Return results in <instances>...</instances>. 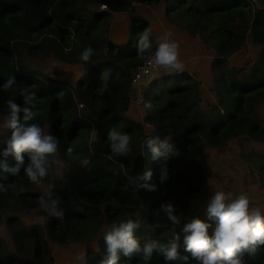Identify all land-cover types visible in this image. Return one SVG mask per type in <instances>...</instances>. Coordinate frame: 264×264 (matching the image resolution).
<instances>
[{
  "label": "trees",
  "instance_id": "16d2710c",
  "mask_svg": "<svg viewBox=\"0 0 264 264\" xmlns=\"http://www.w3.org/2000/svg\"><path fill=\"white\" fill-rule=\"evenodd\" d=\"M163 5L167 22L213 51L208 64L216 102L204 104L202 80L183 65L142 85L143 118L129 113L134 98L131 83L135 69L151 54L137 53V42L147 32L156 37L139 5ZM106 5V10L99 7ZM128 13L129 35L110 34L115 13ZM250 42L257 46L249 65L232 63V57ZM187 44V43H186ZM91 46L88 61L80 54ZM53 56L61 63L80 64L84 72L75 80L56 70H40L32 60ZM197 73V74H196ZM17 83L0 89V113L8 118V100L24 105L20 92L35 93V117L44 134L58 139L57 153L66 171L62 184L50 178L55 164L39 184L31 183L23 167L15 176L0 172V222L12 236L14 247L0 237V264H54L51 242L85 245V264H101L103 236L113 223L131 217L140 224L135 235L141 240L166 243L179 233L183 223L207 219L212 189L203 151L223 148L232 140L264 143V2L262 0H0V85L9 77ZM207 101V100H206ZM146 102L152 107L146 109ZM127 132L131 151L119 156L110 149L108 132ZM171 134L174 150L165 161L168 179L161 183V161H153L146 141ZM11 135L7 127L0 137ZM70 150V151H69ZM25 163H27V154ZM261 158L263 155H259ZM87 158V166L80 164ZM10 166L16 161L8 158ZM264 166V163H263ZM153 171L149 183L140 185L145 171ZM46 185L45 190L41 186ZM59 198L62 217H53L39 207L38 197ZM176 207L181 224L173 225L160 211L162 203ZM35 213L41 221L26 225L20 213ZM182 251V246L181 249ZM120 264H144L142 259L121 255ZM149 264L165 262L156 253ZM189 264H197L190 259ZM243 264H264V245Z\"/></svg>",
  "mask_w": 264,
  "mask_h": 264
},
{
  "label": "clouds",
  "instance_id": "9594fccd",
  "mask_svg": "<svg viewBox=\"0 0 264 264\" xmlns=\"http://www.w3.org/2000/svg\"><path fill=\"white\" fill-rule=\"evenodd\" d=\"M169 36L168 32L162 34L152 52L153 41L147 32L143 33L137 42V53L141 56L146 52L150 53L148 61L150 64L182 71L183 63L179 59L178 43L169 39ZM93 51L94 49L89 46L84 49L79 58L88 61ZM16 83V77H9L3 85H0V89L6 91ZM20 94L24 105L32 106H21L13 100L7 101L6 126L11 130V135L3 141L4 146L0 148V172L15 176L23 167L29 181L39 184L42 178L48 175L53 165L58 163L54 159L58 139L51 134H44L39 124L26 123L35 117L33 100L36 94L23 88ZM144 107L150 109L152 104L146 102ZM108 140L111 142V151L119 156H127L131 151L127 132L112 128L108 132ZM146 146L151 159L161 161L159 179L163 183L169 176L165 161L175 148L173 137L171 134L163 139L153 136L147 139ZM24 154H27V163H25ZM9 157L16 161L14 166H10ZM89 162L87 158H84L80 164L87 166ZM152 177L151 169L145 171L141 177L145 183L140 187L155 191L156 184L149 183ZM4 190H6L4 185L0 184V191ZM38 200L39 207L50 216L64 215V211L59 207V198H53L52 195L46 198L41 195ZM250 205L251 198L246 192L233 197L231 193L218 190L208 200L207 219L194 218L183 223L180 232L173 233L166 243L156 239L141 241L135 235L140 224L131 217L113 223L103 236L106 255L101 260V264H120L121 255L128 259L137 257L142 259L144 264H149L154 253L161 255L165 262L181 261L182 264H189L192 259L197 264H243L245 254L250 256L255 253L259 245H264V209ZM160 211L167 216L171 224H181L176 207L171 202L162 203ZM82 258L83 254L78 257V259Z\"/></svg>",
  "mask_w": 264,
  "mask_h": 264
},
{
  "label": "rangeland",
  "instance_id": "374dc122",
  "mask_svg": "<svg viewBox=\"0 0 264 264\" xmlns=\"http://www.w3.org/2000/svg\"><path fill=\"white\" fill-rule=\"evenodd\" d=\"M139 10L143 16L151 23L155 37L158 38L165 32L170 33L169 39L178 43L179 59L187 69L194 70L202 80V90L205 97L204 104L216 102L215 93L210 90L212 85V75L208 64L213 59V51L204 44L188 36L185 31L172 27L166 20L163 5H139ZM131 24L128 13H115L110 22V34L116 39L125 38L129 35ZM187 43V44H186ZM257 46L248 42L247 45L234 57L232 63L237 65H249L256 57ZM32 63L40 70H56L65 79L75 80L83 74L84 68L80 64H65L49 56L45 60L33 59ZM196 73V74H197ZM159 76V75H157ZM76 81V80H75ZM143 84V83H142ZM142 84L140 86H142ZM146 85V86H145ZM144 88L148 87L147 83ZM204 85V86H203ZM140 88V87H139ZM139 88H135L136 92ZM207 100V101H206ZM140 104L134 105L132 116L139 117L142 111ZM260 113L264 115V105L260 106ZM7 117L0 113V137L6 133ZM264 143L247 139L240 141L232 140L226 147H208L203 151V159L207 164L209 183L216 192L222 190L231 193L233 197L240 193H247L251 198L250 206H259L264 209ZM58 161L50 176L52 181L62 184L63 175L66 171L65 164L61 157H56ZM61 174V175H60ZM45 190L48 186H41ZM21 219L26 225H31L41 221L35 213L22 212ZM0 237L9 246L14 247L11 233L8 227L0 222ZM51 247L56 258L54 264H85V245L81 243L59 244L51 242ZM83 254L82 259L78 257Z\"/></svg>",
  "mask_w": 264,
  "mask_h": 264
},
{
  "label": "built area",
  "instance_id": "2783aa9c",
  "mask_svg": "<svg viewBox=\"0 0 264 264\" xmlns=\"http://www.w3.org/2000/svg\"><path fill=\"white\" fill-rule=\"evenodd\" d=\"M101 10H106L107 6L106 5H101L99 7ZM150 59V56L145 59L134 71L131 79V83L133 88H139L135 93H134V98L135 101L142 104L143 102V93H142V86H140L142 83L148 81L149 79L157 76V75H162L165 72L172 71L173 68L171 67H165V66H158L153 64L148 63Z\"/></svg>",
  "mask_w": 264,
  "mask_h": 264
},
{
  "label": "crops",
  "instance_id": "0c3cea01",
  "mask_svg": "<svg viewBox=\"0 0 264 264\" xmlns=\"http://www.w3.org/2000/svg\"><path fill=\"white\" fill-rule=\"evenodd\" d=\"M184 66H186V65H184ZM208 67H210V66H208ZM192 71H194V70H192ZM143 84L145 85L146 83L144 82ZM203 86H204V85H203ZM202 92H203V90H202ZM137 104H140V103L136 102V101H135V98H133V103H132V106H131L130 111H129L130 114L133 113V107H134V105H137ZM140 106H141V104H140ZM143 116H144V112H143V110H142V111L140 112V114H139V117H134V118H136V119H140V118H143Z\"/></svg>",
  "mask_w": 264,
  "mask_h": 264
},
{
  "label": "water",
  "instance_id": "95a60500",
  "mask_svg": "<svg viewBox=\"0 0 264 264\" xmlns=\"http://www.w3.org/2000/svg\"><path fill=\"white\" fill-rule=\"evenodd\" d=\"M262 1L264 2V0H262ZM153 78H154V77H153ZM153 78L149 79V81H148L147 83H150V82L152 81Z\"/></svg>",
  "mask_w": 264,
  "mask_h": 264
}]
</instances>
